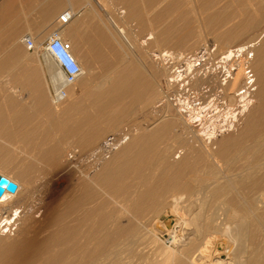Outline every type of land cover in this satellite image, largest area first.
I'll use <instances>...</instances> for the list:
<instances>
[{
  "label": "bare ground",
  "instance_id": "obj_1",
  "mask_svg": "<svg viewBox=\"0 0 264 264\" xmlns=\"http://www.w3.org/2000/svg\"><path fill=\"white\" fill-rule=\"evenodd\" d=\"M230 1L236 3L235 9L231 10L228 2L220 7V0L187 2L195 15L198 30H194L203 44L207 43L206 28L217 31L215 38L225 46L221 58L217 48L213 51L209 43L200 49L199 44L193 45L190 36L194 31L171 40L190 48L179 52L152 51L154 83L157 76L163 74L166 78V90L162 87L152 110L159 113L166 108V114L163 116L162 112L159 120L144 125L143 133L138 127L139 135L134 133L133 141L128 133L104 137L107 130L120 128L132 109L150 98L147 92L138 90L140 85L133 73L129 75L132 69L125 71L129 67L125 65L127 58L125 69L120 65L122 57L115 53L97 52L92 63H80L83 75L60 105L50 104L47 81L45 87L39 81L42 72L26 84V79H21L32 69L25 66L20 77L0 81V89L4 85L9 89L4 95L0 93V143H8L17 134L25 143L22 147L10 143L13 149L0 144V174L17 184L16 191L5 190L0 196V264H124L123 257L137 252L143 236L156 237L157 223L164 226L161 228L172 227L170 218L159 221L168 207L182 214L183 230L176 250L169 249L170 256L179 255V261L190 256L191 264L199 263L204 256V244L211 239L204 234L218 227L227 240L231 260L211 264H264V35L259 41V37L247 42L235 40L244 31L264 25L258 20L264 1ZM92 2L98 11H107L103 0ZM169 4L172 12L183 13V8L177 6L179 1ZM113 16H108V22L118 28L121 51L125 57H131L137 52V39L131 37L125 23L121 25ZM10 25V20L3 17L0 33L10 34ZM150 32L149 37H144V44L148 38L155 39ZM3 36L2 33L0 37ZM24 38L21 36L19 41L23 43ZM16 54V63L28 66L27 63L32 65L38 60L23 48ZM129 60L132 62L127 63L132 66L133 58ZM46 62L51 70L53 64L47 59ZM3 64L6 63L0 66ZM31 65L28 67H35ZM249 68L254 70V81L259 83L256 93L250 90L253 75ZM32 72L36 74L37 70ZM26 88H30L31 102L27 101L30 95L28 99ZM8 95L13 101L8 100ZM36 163L46 170L38 168L36 173H47L48 169L50 175L35 176ZM65 180L69 181L64 189L67 193L61 196L59 192V197L48 199L45 191L59 187ZM208 198L214 207L224 209L231 225L237 226L232 233L227 225H221L226 214L221 222L218 213L214 218H200L199 208L206 205ZM202 199L207 200L200 202ZM196 207L199 212L194 210ZM151 208L154 210L150 214ZM31 219L35 223L39 219L41 225H33ZM191 225L194 230L188 233L187 226ZM175 231L171 232L173 244ZM196 251L199 253L195 254Z\"/></svg>",
  "mask_w": 264,
  "mask_h": 264
},
{
  "label": "rangeland",
  "instance_id": "obj_2",
  "mask_svg": "<svg viewBox=\"0 0 264 264\" xmlns=\"http://www.w3.org/2000/svg\"><path fill=\"white\" fill-rule=\"evenodd\" d=\"M131 0H127L126 1V3H125V0H123V4L122 5H120V6H117V9H116V11L119 13V14H121V10L123 11V10H125V14H122L123 16H122V19L123 20H125V21H123V25H124V23H130V29H129V33H130V35H131V37H133L134 38V40L135 39H137V40H135L136 41V43L138 44V47L141 45V44H143L144 45V49L146 50V53H147V56H151V54H152V51H155V52H159V50L160 51H162V50H180V51H183V49H186V48H190V47H186V46H184V45H181V44H178L176 41L175 42H173L172 43V41H174V40H176L178 37H180L181 35H183V34H185L187 31H190V33H192L193 31V33H194V35L192 36V34H191V36H190V42H194L193 43V45H195V43H196V45L197 44H199V45H197L198 47V49H200L201 47H203L205 44H207V43H209V44H212V45H215V47L217 48V53H218V55L220 56V52H222V51H224V49H225V46L222 44V42H219L218 41V39H217V36H216V38H215V35L217 34V31L216 30H209V31H207V29H209V28H206V30L204 31V36H205V38H207V43H205V44H203L202 42V39L201 38H199V36L197 37V34H196V31L198 30L197 29V24H196V22H195V20L196 19H194L195 18V15H193V12L191 13V10L188 8V6H189V4H187V2H189V1H194V0H175V1H179V3H181V4H178L177 6H179V9H181V8H183V9H181V10H183V13L181 14V15H179L176 11L177 10H173V12H172V10L170 9V4H169V2H171L172 0H149V4H150V6H149V9H150V11H151V13H153V15H154V26H153V28L151 27V26H149V31H151L150 33H152L153 35H155V39L154 38H148L147 40H148V42L146 43V44H144V42H143V40L145 39L144 37H149V31L144 35V37L142 38V39H140V38H138V34H137V32H136V30H139V26H140V22H137V21H128L127 20V17H128V12H129V9H128V4H127V2H130ZM133 1V0H132ZM138 1V0H137ZM162 1V2H161ZM207 1H212V0H207ZM235 1H237L238 3H240V0H235ZM242 1H244V2H246L247 0H242ZM264 1V0H263ZM163 2H165V3H163ZM220 2L221 3H219V6L220 7H222V6H224L225 4H226V2H228V4H229V6L231 5V10L232 9H235V5H236V3H233L232 1H230V0H220ZM161 3V4H160ZM233 3V4H232ZM159 4V5H158ZM187 4V6H184V5H186ZM195 6H196V4H194ZM107 6V10H109L110 12L111 11H113L114 9L113 8H111V6H109L108 4L106 5ZM134 7H136V8H138V12L140 11V7H141V5H140V3L138 4V5H135ZM208 7V6H207ZM207 7H205V10H204V12H203V17H202V19H204L205 20V18H206V16H207V13L205 12L206 11V8ZM233 7V8H232ZM157 8V9H156ZM178 8V7H177ZM177 8H175V9H177ZM164 10V11H163ZM169 11V12H168ZM174 11H175V13H174ZM191 14H190V13ZM164 13V14H163ZM173 13L175 14L174 16H173ZM157 14V15H156ZM170 14V15H169ZM190 14V15H189ZM179 15V16H178ZM264 4L262 5V8L260 9V13H259V19L258 20H260V21H263L264 22ZM187 16V17H186ZM189 17V18H188ZM127 21V22H126ZM182 21V22H181ZM119 22V21H118ZM120 24H121V22H119ZM182 23H184V24H182ZM195 23V24H194ZM193 24V25H192ZM264 24V23H263ZM149 25H151L150 23H149ZM168 25H169V27H168ZM184 25V26H183ZM192 25V26H191ZM125 26V25H124ZM196 26V27H195ZM264 25H262V26H260L259 25V27H257V28H255V29H249V30H246V31H244L243 33H241L240 34V36H239V38H236L235 40L236 41H243V42H247V41H250V40H253V39H256V38H258L259 37V39H258V41L262 38V36L264 35V27H263ZM152 28V29H151ZM173 28H175V29H173ZM196 28V29H195ZM184 29V30H183ZM196 31H195V30ZM169 30V31H168ZM172 30V31H171ZM174 31V32H173ZM192 31V32H191ZM251 31V32H250ZM14 32H15V30H12L11 31V39H10V34H8L9 32H6V34H7V36H8V38H7V36H6V34L4 33V32H1L0 33V36L2 35V33H3V35H5V38L7 39H5L4 38V36L1 38L0 37V39H2V41L0 40V42L2 43L3 42V39L5 40V41H9V43L7 42H5L4 41V43H6V44H4V43H2V46H4V48L3 49H1L0 48V50H2V52H0V65H2V63H6V64H8V65H6V64H3V66H0V67H4V69L2 68H0V81H8L9 80V77H10V80H12V79H15V78H17V77H20V75L21 74H23V72H25L26 70V68L27 69H29V70H31V71H26L23 75H25L23 78H22V76H21V80L22 81H24L25 82V79H26V84H28V81L31 83V79L34 77V76H36L37 74H42V73H44L43 75H41V78H39V75L37 76L38 78H39V81L41 82V84L45 87V82H46V85H48V96L50 97V90H49V81H48V78H47V72H46V69H45V67H44V64H43V62H42V60H41V58L39 57V56H37V54H35V52H31V51H29L27 48H26V46L24 45V43H22V42H20L19 41V38L20 37H17V36H14L15 34H14ZM155 34H154V33ZM170 32V34H168ZM173 32V33H172ZM184 32V33H183ZM133 33V34H132ZM216 33V34H215ZM263 33V34H262ZM170 35V36H169ZM247 37H246V36ZM136 36V37H135ZM172 36V37H171ZM196 39H195V38ZM244 37V38H243ZM13 38V39H12ZM168 38H170V39H168ZM197 38H199V39H197ZM165 39V40H164ZM168 39V40H167ZM195 41H194V40ZM201 39V40H200ZM238 39V40H237ZM172 40V41H171ZM196 40L198 41V42H196ZM218 41V42H217ZM171 42V43H170ZM170 43V44H169ZM16 44H18V45H16ZM200 44H203L202 46L200 45ZM173 45V46H172ZM178 45H180V47L178 46ZM17 48H16V47ZM20 46V47H19ZM221 46V47H220ZM13 47H15L14 49H13ZM193 47V46H192ZM9 48V49H8ZM19 48H23V50H24V52H30V53H34V55L36 56V57H34L35 59H38V60H35V61H33V62H31L32 63V65L30 64V63H27L28 64V66H35V67H28L27 65H26V68L25 69H23L24 68V64L23 63H21L20 65H19V63H16V62H14V60H15V57H14V55L13 54H15L16 56H17V54H16V52H17V50L19 49ZM6 51H5V50ZM13 49V50H12ZM4 50V51H3ZM15 51V53L13 52V54H11L12 52H10V51ZM148 50V51H147ZM150 50V51H149ZM9 52H10V54H9ZM179 52V51H178ZM4 53V54H3ZM6 53H7V55H9V56H7L6 55ZM253 54H254V51H252V52H250V54H249V59L251 60V59H253ZM11 55V56H10ZM5 56H7V60L5 61ZM11 57V58H10ZM222 56H220L219 58H221ZM5 58V59H4ZM8 58H10L9 60H8ZM150 58H152V57H150ZM12 60H13V62H12ZM40 62V63H39ZM15 64H16V66H15ZM17 64H18V67H17ZM36 64V65H35ZM6 67H5V66ZM9 66V67H8ZM15 68V69H13V67ZM21 66V67H20ZM39 66V67H38ZM12 67V68H11ZM17 67V68H16ZM156 67H157V65H156ZM158 68V67H157ZM10 70H12L11 72H13V73H11L10 72ZM35 70V72H36V70H37V72H36V74L34 73L33 74V72L32 71H34ZM41 70V71H40ZM249 70H251V74L253 75V77H252V79L251 80H253V82L250 84V90H252V92L253 93H256L258 90H256L258 87H259V83H258V81H254V79H256V75H255V72H254V70L252 69V68H249ZM22 71V72H21ZM42 72V73H41ZM14 73H16V74H14ZM31 73H32V77H30L31 76ZM10 75H12L14 78H12V76H10ZM28 77H30L29 79H27ZM165 77L163 76V74L162 75H160V76H157L156 77V83H154V90H155V92L153 91V89H152V87H145V92H147L148 94H147V97L148 96H150V98L148 97V99H145V100H143V102H142V104L137 108V109H135L136 110V112H135V110L133 111V109H132V113L134 112V114H130L131 116H128V117H126V119H127V121H129L128 120V118L130 119V121L129 122H124L122 125H124V127H122V125L120 126V128L119 127H117V128H112L111 129V131H110V129L109 130H107L106 132L107 133H105L104 135V137L105 138H108V136H111V135H114V134H116V133H118V134H122V133H128L129 135H131L132 137H131V141H133L135 138H136V136L137 135H139V133L137 134V132H136V130L138 129V127L140 128V129H142V130H140V132L141 133H143L145 130H143V129H145V127H146V125H148L149 123L151 124V123H153V122H155V121H157V120H159L160 118H161V115H162V112H163V116L166 114V108H164V109H162L161 110V112H159V113H153V110H154V106H155V101L157 100L158 101V98L160 99V94H162L161 93V91L160 90H162V87H163V89H165L166 90V81H165ZM16 80H18V79H16ZM28 80V81H27ZM99 82H100V80H98ZM97 81V82H98ZM94 84V83H93ZM93 84H91V85H93ZM3 86V85H2ZM30 86H31V84H30ZM7 88H5V85L3 86V87H1V89L0 90H2V91H0V93H1V95L3 94V92H6V93H8L9 92V89H7ZM255 89V90H254ZM84 90V89H83ZM30 91V88H26V90H25V93H26V96L28 97V99H29V92ZM5 93V94H6ZM150 93V94H149ZM158 94V95H157ZM4 95V94H3ZM8 100L10 101H13L12 100V98H11V96L10 95H8ZM152 98V99H151ZM50 99V104L52 103V101H51V98H49ZM8 100H7V102H8ZM33 99H32V95H30V100H27V101H32ZM147 101V103H145ZM149 101V102H148ZM156 101V102H157ZM15 102V103H14ZM13 103L16 105V101H14ZM18 103L20 104V102H17V105H18ZM21 104H23V102L21 103ZM53 104V103H52ZM160 106H161V102L160 103H158ZM150 105V106H149ZM154 105V106H153ZM153 109V110H152ZM33 112V111H32ZM41 113V112H40ZM44 116V115H43ZM148 116V117H147ZM152 116V117H151ZM162 116V117H163ZM131 117V118H130ZM151 117V118H150ZM41 118V117H40ZM149 118L151 119V121L149 122ZM229 118V117H228ZM154 120V121H153ZM141 123V124H140ZM13 123H12V121H11V125H10V128H11V126H13L12 125ZM139 125V126H138ZM144 125H145V127H144ZM127 127V128H126ZM115 129H118V132H117V130H115ZM119 129H121V131H119ZM115 130V131H114ZM108 131H110V132H108ZM135 131V132H134ZM132 133V134H131ZM134 133H136L135 135H134ZM18 137V138H17ZM0 138H1V136H0ZM8 139V138H7ZM1 140H3V139H1ZM9 141H8V143H7V141L5 142L4 140L3 141H1V143L0 144H2V145H6L7 147H9V148H11V149H13V147L10 145V143H12L13 144V146H15V147H17V146H19V145H21V147L22 146H24V145H22L24 142L21 140V138L19 137V135L17 134V136H15V137H13V138H9L8 139ZM19 140H21V141H19ZM20 143H18V142ZM17 143H18V145H17ZM14 144H16V145H14ZM25 144V143H24ZM20 147V146H19ZM38 164L39 163H36V166H35V172L33 173V174H35V176L36 175H38V176H43V175H50V174H48L49 173V171H48V169H47V173H45L46 172V170H45V167L42 165V164H39V166H38ZM221 164V163H220ZM221 166H222V164H221ZM37 167V168H36ZM42 167H44V170H45V172H44V170L43 171H41V172H44L45 174H43V173H41L40 171H38V173H36V171H37V169L39 168L40 170L42 169ZM38 169V170H39ZM32 176H34V175H32ZM34 176V177H35ZM223 181V180H222ZM66 182H68L69 183V181L68 180H65V181H62V182H60L59 184H60V186L59 187H50V189L49 190H46L45 191V193L44 194H46V197H48V199H53V197H54V199L55 198H57V196L59 197L60 195L58 194L59 192H61L60 194H61V196L63 195H65V193H67V191L68 190H66V191H64V189H65V187L68 185V183H66ZM62 185V186H61ZM64 187V188H63ZM59 188V189H58ZM50 191H51V193H50ZM63 191V192H62ZM49 192V193H48ZM49 194V195H48ZM51 194H52V196H51ZM54 195H56V196H54ZM199 199H201V196H199L198 197ZM202 198L204 199V197L202 196ZM53 199V200H54ZM199 200L200 202H205L206 200ZM209 199L210 198H208V200L206 201L207 203H206V205L204 204V207H200L199 208V211H200V218L203 216H208V217H212V218H214L215 216H217V213H218V215L220 216L219 217V221L218 222H221V217H222V219H224L225 218V216L223 215V214H226V218H225V220L226 221H222L221 223V225H224V226H222V227H226V225H227V229L228 230H231V233H232V231L234 230V229H236V228H234V227H237V226H233L234 224L232 223V225L230 224L231 222H229L227 219V213L224 211V209L223 208H221V207H219V209L217 208V207H214L212 204H210L211 203V201H209ZM211 200V199H210ZM197 202V203H200V202ZM185 204H187V203H185ZM209 204V205H208ZM115 206H116V204H114ZM119 205H121V204H119ZM187 205H190L189 203L187 204ZM186 205V210H185V212L186 213H188V210H189V206H187ZM203 206V205H202ZM61 207H64V205L62 204L61 205ZM117 208H118V206H116ZM154 207V206H153ZM197 209H194L196 212L198 211V207H196ZM215 209V210H214ZM222 209V210H221ZM154 210V208H151V210L149 211L150 212V214H151V212ZM218 210H221V211H218ZM175 211H177L176 209H175ZM174 211V208L173 207H168V209L164 212V214L163 215H161V217L159 218V221H165L166 219H172L173 221H171L172 222V227H170V228H167V225H166V227L165 228H167L166 230H165V228H161V227H164V226H162V225H160V224H156V229L158 230V231H156V237L153 235V234H146L145 236H143L141 239H140V242H139V244H138V247H139V249L137 248V252L133 255V256H124L123 258H124V264H172V263H174V264H186V263H190L191 264V262L190 261H192L191 259H193V258H190V256H187V257H185V258H181L182 259V261H179V259L180 258H178L179 257V255H175V257H174V255H171L170 256V254H171V252L170 251H172L171 249H174V250H176V248H177V245H179L178 243L180 242V239H181V237H182V233H183V230H181L180 228L182 227L181 226V215L179 214L180 212L178 211V212H175ZM198 211V212H199ZM215 212H216V214H215ZM221 212V213H220ZM213 213V214H212ZM237 213V212H236ZM124 214H125V212H124ZM123 214V215H124ZM193 214H195V212L193 213ZM215 214V215H214ZM221 214V215H220ZM239 214V213H238ZM127 215H128V213H127ZM198 215V214H197ZM212 215H214V216H212ZM126 215H124V222H126V220L127 219H125L126 217H125ZM191 217H192V214L190 215ZM189 217V216H188ZM35 219V218H34ZM34 219H31V221L33 222V225H35L36 224V226L37 225H41V221L38 219V221L40 222H38L37 220H36V223H35V220ZM37 219V218H36ZM30 221V220H29ZM170 221V220H169ZM227 221H228V224H227ZM180 222V223H179ZM218 222H216V224L218 223ZM226 223V224H225ZM32 224V223H31ZM165 224H166V222H165ZM176 225H177V229H176ZM231 227H230V226ZM190 226V225H189ZM189 226H187V229H186V231H188V229H189V231H188V233H190L191 231H193L194 230V225H191V227H189ZM233 226V227H232ZM233 229V230H232ZM176 230V231H175ZM191 230V231H190ZM211 230L212 231H214V233H212V234H210L211 233ZM210 231H208V232H206L205 234H204V237H205V235L207 236V235H209L208 236V238L210 237L211 239H210V242L208 243V244H204V246H206V248H204V256L202 257V259H201V261L199 262L200 264H211V262L212 263H214V262H217V261H230L231 259H228V254H227V240L225 239V237H224V233H219V228L218 227H216V228H213V229H211ZM172 231H175V236H176V243H171V239L173 240V234H171V232ZM218 231V232H217ZM221 231V230H220ZM161 232V233H160ZM231 233H229L228 234V236L230 235V236H232V234ZM171 234V235H170ZM148 235V236H147ZM178 235V236H177ZM222 235V236H221ZM181 236V237H180ZM159 237V238H158ZM217 237V238H216ZM145 239V240H144ZM168 240V241H167ZM205 240V239H204ZM178 241V242H177ZM169 242V243H168ZM169 245H170V248H169ZM173 247V248H172ZM178 247H180V246H178ZM203 247V246H202ZM166 248H168V249H166ZM169 249H170V251H169ZM164 250H165V252H164ZM168 250V251H167ZM159 251V252H158ZM249 251V250H248ZM139 252V253H138ZM197 252L199 253V251H196V253L195 254H197ZM170 253V254H169ZM138 254V255H137ZM194 254V255H195ZM165 255H167V257L165 256ZM242 255H245V253H242ZM134 256H135V258H134ZM245 256H248V254H246ZM189 257V258H188ZM129 260H128V259ZM174 258V259H173ZM130 259H132V260H130ZM187 259H189V260H187ZM126 260V261H125ZM203 260V261H202ZM180 262V263H178V262ZM182 262H184V263H182ZM195 263H197V262H195ZM199 263H197V264H199Z\"/></svg>",
  "mask_w": 264,
  "mask_h": 264
},
{
  "label": "crops",
  "instance_id": "obj_3",
  "mask_svg": "<svg viewBox=\"0 0 264 264\" xmlns=\"http://www.w3.org/2000/svg\"><path fill=\"white\" fill-rule=\"evenodd\" d=\"M103 1L114 10L111 12L109 10L98 11L92 0H0V20L3 17L10 20L11 25L9 27L11 31L15 30L14 36L21 37L24 35L26 37L30 34L37 45H42L58 28L60 16L70 10L74 16L61 31L64 34V38L71 42L73 53L80 63H92L97 52L115 53L114 55L117 57L120 55L123 60H120L121 63L123 62L122 64L120 63L121 66H124L125 58L130 62L132 61L129 58H133L132 66L130 62H128L130 63L128 65L126 60L125 65L129 67L126 68L124 66V69L126 68L125 71L127 69L131 71L132 69L129 75L132 76L131 74L133 73L132 77L137 85H140L138 90L144 91L147 85L154 90L153 69L155 65L152 58L147 56L144 45L141 44L138 47L135 53L136 57L135 54L131 55V57H125V54L121 51L122 39L119 37L118 28L116 29L108 22V16L114 15L113 17L117 21H121V25H123L122 14L116 11L117 6L123 4V0ZM139 3L141 7L138 12V8L134 6ZM127 4L129 9L127 20L140 22L139 30H136V32L138 38L142 39L149 31V26L152 28L154 26V15L150 13L149 0H131ZM125 25H127L126 29L128 31L131 25L130 23H125ZM23 64L26 66V63Z\"/></svg>",
  "mask_w": 264,
  "mask_h": 264
},
{
  "label": "built area",
  "instance_id": "obj_4",
  "mask_svg": "<svg viewBox=\"0 0 264 264\" xmlns=\"http://www.w3.org/2000/svg\"><path fill=\"white\" fill-rule=\"evenodd\" d=\"M73 16L74 14L70 11L64 12L58 20V28L42 45H37L30 34L23 39L26 48L31 52H37L44 64L49 81L50 98L54 105H60L66 101L71 87L83 75L82 66L73 53L72 44L64 38L61 31ZM209 46L213 51L216 49L215 45ZM46 59L53 64L51 70Z\"/></svg>",
  "mask_w": 264,
  "mask_h": 264
},
{
  "label": "water",
  "instance_id": "obj_5",
  "mask_svg": "<svg viewBox=\"0 0 264 264\" xmlns=\"http://www.w3.org/2000/svg\"><path fill=\"white\" fill-rule=\"evenodd\" d=\"M17 184L11 181L9 178L0 174V196L3 195L5 190H9L11 192L16 191Z\"/></svg>",
  "mask_w": 264,
  "mask_h": 264
}]
</instances>
